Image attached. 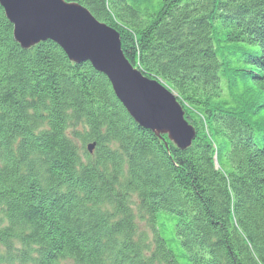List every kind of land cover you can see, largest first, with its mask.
<instances>
[{
    "label": "trees",
    "instance_id": "trees-1",
    "mask_svg": "<svg viewBox=\"0 0 264 264\" xmlns=\"http://www.w3.org/2000/svg\"><path fill=\"white\" fill-rule=\"evenodd\" d=\"M67 1L178 95L194 139L118 123L104 76L21 49L0 8V264H264V0Z\"/></svg>",
    "mask_w": 264,
    "mask_h": 264
},
{
    "label": "water",
    "instance_id": "water-1",
    "mask_svg": "<svg viewBox=\"0 0 264 264\" xmlns=\"http://www.w3.org/2000/svg\"><path fill=\"white\" fill-rule=\"evenodd\" d=\"M0 3L13 23L14 38L22 47L51 39L70 60L77 63L89 60L97 72L110 80L116 95L140 127L156 137L167 135L180 150L190 146L195 132L182 117L172 95L155 89L153 84L156 97L151 96L148 82L127 65L115 33L95 22L84 9L75 4L69 7L58 0H0Z\"/></svg>",
    "mask_w": 264,
    "mask_h": 264
},
{
    "label": "rangeland",
    "instance_id": "rangeland-1",
    "mask_svg": "<svg viewBox=\"0 0 264 264\" xmlns=\"http://www.w3.org/2000/svg\"><path fill=\"white\" fill-rule=\"evenodd\" d=\"M59 1V3H61V4H67V5H69V7H70V5H73V4H75V5H77V6H79V7H81L82 9H84L93 19H94V21L95 22H97L98 24H103V25H105V28H107V29H109L110 31H112L113 33H115L114 35L118 38V41H119V43H120V46H121V44H122V42H121V36H120V34H119V32L118 31H116L115 30V28H112L111 26H108L106 23H104V22H101L99 19H97L96 17H94L92 14H91V12H90V9H88L87 7H85V6H83V5H80V3H78V2H75V1H67V0H58ZM220 7L222 6L221 4L219 5ZM0 8L2 9V11H3V15H4V17H5V19H6V21L12 26V37H13V39H14V42L21 48V49H23V50H29L30 48H33V47H35V46H37V45H39V44H42V43H45V42H50V43H52L53 45H55L56 47H58L62 52H63V54L65 55V57L67 58V60L72 64V65H80V64H89L90 66H91V63H90V61L89 60H84V61H80V62H75L74 60H70L69 58H68V56L65 54V52L61 49V47H60V45H58L57 43H55V42H53L51 39H43V40H40V41H36L34 44H32L31 46H28V47H22V45L19 43V42H17L16 40H15V38H14V26H13V23H11L10 21H9V19L7 18V16H6V14H5V11H4V9H3V7H2V5H1V3H0ZM222 19H224V18H222ZM227 20V19H226ZM207 42V41H206ZM207 43H210L212 46H214L215 45V43L216 42H214V41H211L210 42V40L207 42ZM188 47H190V48H192V52H195L196 50H195V46H190V45H188ZM121 50H122V48H121ZM241 49L240 48H238L237 49V51H240ZM123 52V51H122ZM123 55H124V53H123ZM124 57V59L126 60V62H127V65L129 66V68L132 70V71H134L139 77H140V79H142V80H145L146 82H148V85H149V87H148V90H149V94L151 95V96H155V94H154V92H155V90L153 89L154 87L152 86L153 84H155V89L157 88V89H160V90H162V92H168L170 95H172V98L174 99V102H175V104L177 105V107L180 109V111H181V113H182V117L184 118V120L185 121H187V117L185 116L186 114H185V109H187V106H182V104L180 103V101H179V98H178V95L174 92V91H172L169 87H167L161 80H159V79H155V78H152V77H147L143 72H141L138 68H136V67H134L131 63H130V61L126 58V56L124 55L123 56ZM91 68L94 70V71H96L97 72V70H95L92 66H91ZM97 73H99L100 75H102V76H104L105 78H106V80H107V82L109 83V85H110V88H111V91H112V94H113V96H114V101H115V103L116 104H114V105H109V104H107L108 106H106L107 108H108V110H109V112H110V114L112 115V117L114 118V119H117L118 120V123H122V124H125V119H126V117H128V118H130L136 125H138V123H136V118L133 116V115H131V111L125 106V104L119 99V97L116 95V93H115V91H114V89H113V87H112V83L110 82V80L106 77V75H104L103 73H101V72H97ZM151 86V87H150ZM153 87V88H152ZM157 91V90H156ZM225 91H226V89H225ZM153 92V93H152ZM68 94L70 95V94H72V91H70V92H68ZM157 94V93H156ZM156 97V96H155ZM71 100H73V101H77V100H81L83 103H84V105L86 104L84 101H85V99H84V97H82V95H80V97H78L76 100H74L73 99V97H72V99ZM163 106H164V103H163ZM163 108V107H162ZM85 109H86V107H85ZM36 113H38V114H41L42 113V110H38L37 112H35V113H33L31 116L33 117V115H37ZM68 114H71V112H69ZM135 118V119H134ZM188 123V122H187ZM139 126V125H138ZM189 126H191L190 124H189ZM140 127V126H139ZM142 128V127H141ZM191 128L193 129V131H194V128L191 126ZM78 130H82L80 127H79V129ZM195 132V131H194ZM67 135L68 136H72L71 135V132H69V131H67ZM94 135H97V134H94ZM98 136V135H97ZM162 136V135H161ZM166 137H167V135H165ZM83 138V137H82ZM167 139H168V141L169 142H171V140H169V138L167 137ZM73 141L74 142H70L71 144H73L74 145V147L77 149L78 148V153H79V155H80V159H85V156L86 155H83L84 153H86L87 154V156H92L93 154H94V151L96 150V147H97V141L96 140H93V139H89V141H87V142H85L84 144L85 145H81L80 144V140H78V139H73ZM175 146V145H174ZM25 147V146H24ZM11 148V152H12V154H13V157H14V159L16 158V159H20L21 158V156H22V152H21V150H20V148L21 147H19V146H12V147H10ZM84 148V149H83ZM177 148V147H176ZM178 149V148H177ZM215 161H216V159H215ZM5 219L3 218V215H2V213H1V211H0V226H5ZM137 227H138V230H139V232L140 233H143V234H145V236L147 237V240L150 242L151 241V238H152V236H151V232L148 230V228H147V226H146V224L144 223V222H138L137 221ZM2 249H4L5 250V248L1 245L0 246ZM60 264H75V263H73V262H71V261H64V262H61Z\"/></svg>",
    "mask_w": 264,
    "mask_h": 264
}]
</instances>
